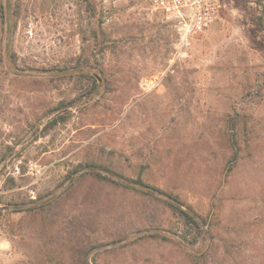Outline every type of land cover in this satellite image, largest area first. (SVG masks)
I'll list each match as a JSON object with an SVG mask.
<instances>
[{
	"label": "rangeland",
	"instance_id": "1",
	"mask_svg": "<svg viewBox=\"0 0 264 264\" xmlns=\"http://www.w3.org/2000/svg\"><path fill=\"white\" fill-rule=\"evenodd\" d=\"M18 2L15 73L0 60V264H82L85 252L88 264H264V0H226L182 47L142 1ZM85 56L108 87L80 97L92 79L68 72ZM74 98L45 130L42 112ZM235 112L258 144L226 176L222 131ZM91 160L215 214L213 240L179 242L156 198L69 175ZM158 231L175 239L145 237Z\"/></svg>",
	"mask_w": 264,
	"mask_h": 264
},
{
	"label": "trees",
	"instance_id": "2",
	"mask_svg": "<svg viewBox=\"0 0 264 264\" xmlns=\"http://www.w3.org/2000/svg\"><path fill=\"white\" fill-rule=\"evenodd\" d=\"M88 2H90V0H88ZM18 14V0H0V60L4 63L6 71L11 73H15L17 60L16 53L12 49L11 42L16 29ZM99 27L101 28L100 24ZM101 32H103V30H101ZM103 39L100 42L102 43L101 48L105 45V42H102ZM57 71L58 73L61 72V74H58L57 77L65 76L67 73L65 71H68V68H57ZM68 73L70 75L76 73L92 79L91 86L87 87L80 97L85 95L88 96L94 91L99 92L101 88L106 89L108 87V82L102 65H93L87 56L83 57L80 64ZM167 78H169V75ZM77 99H79V96ZM77 99L74 98V100L68 101L59 100L55 105L48 107L44 112H42L41 117H49L43 126L44 129L46 130L65 122L71 113L66 108ZM252 134L253 128L249 125L246 114L235 112L234 114H229L227 116L224 129L222 131V138L226 142L230 151L224 167V173L226 176L234 172L240 161L246 160L248 159V156L254 155L252 147L257 145L258 142H254ZM255 155L258 156L259 154L256 153ZM117 167L118 165L114 162H109V166H105L102 162L91 160L84 163H78L70 171L69 175L72 177L75 174L77 175V173L81 175L90 174L96 179L110 181L120 187H123L124 189H131L143 196H148L153 199L156 198L162 202L175 219V224L168 228V231L177 236L179 242L182 241L191 246H195L201 242H205L206 240H213L214 225L217 224L218 221V217L215 214L209 215L208 213H200L196 211L190 203L182 199L178 193L153 185L148 182V180L144 179L140 174L136 177H130ZM102 170L105 171V173H103ZM10 180L12 185H14L15 182L13 178H10ZM9 204L17 205L16 202H10ZM44 204V202H41L40 205ZM15 208L16 211L21 209L19 206H16ZM145 237L156 238L161 241L175 239L173 236L161 231L146 234ZM87 253L88 252L84 253L82 264L89 263L87 260ZM206 253V250H203L200 254L205 256ZM197 256L195 257L198 258Z\"/></svg>",
	"mask_w": 264,
	"mask_h": 264
},
{
	"label": "built area",
	"instance_id": "3",
	"mask_svg": "<svg viewBox=\"0 0 264 264\" xmlns=\"http://www.w3.org/2000/svg\"><path fill=\"white\" fill-rule=\"evenodd\" d=\"M114 2L118 0H104ZM150 11H158L178 33V45L185 46L190 39L214 23L221 14L226 0H138ZM4 249L0 239V258Z\"/></svg>",
	"mask_w": 264,
	"mask_h": 264
}]
</instances>
